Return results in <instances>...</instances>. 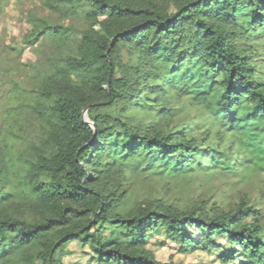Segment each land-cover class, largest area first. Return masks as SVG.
<instances>
[{
	"label": "trees",
	"instance_id": "obj_1",
	"mask_svg": "<svg viewBox=\"0 0 264 264\" xmlns=\"http://www.w3.org/2000/svg\"><path fill=\"white\" fill-rule=\"evenodd\" d=\"M38 1L86 28L28 20L54 55L0 134V264H64L72 243L96 264H182L155 237L264 264V0Z\"/></svg>",
	"mask_w": 264,
	"mask_h": 264
},
{
	"label": "rangeland",
	"instance_id": "obj_2",
	"mask_svg": "<svg viewBox=\"0 0 264 264\" xmlns=\"http://www.w3.org/2000/svg\"><path fill=\"white\" fill-rule=\"evenodd\" d=\"M31 14L46 18L51 25L72 27L73 38L81 42V33L86 26L79 21L65 20L47 11L38 0H0V134L4 129V121L11 106L32 105L36 95L39 74L46 68L48 60L54 55L52 40L44 38L36 44L28 45L25 37L29 34ZM20 116L23 126V136L28 140L35 139L41 132V124L29 114L25 107ZM20 127L15 125V132ZM140 187V188H139ZM158 183H137L134 189H142L144 193H157ZM175 192L169 194L174 197L182 196L176 190L182 189L184 198L194 191L185 185H176ZM172 190V191H173ZM163 193L162 191L158 192ZM181 193V191H180ZM149 249L154 252L158 261L162 263L182 264H219L217 256H209L201 251L192 254H180L178 247L164 241L163 237L152 239ZM64 264H96L92 259L91 249L72 243L60 252Z\"/></svg>",
	"mask_w": 264,
	"mask_h": 264
},
{
	"label": "water",
	"instance_id": "obj_3",
	"mask_svg": "<svg viewBox=\"0 0 264 264\" xmlns=\"http://www.w3.org/2000/svg\"><path fill=\"white\" fill-rule=\"evenodd\" d=\"M84 119L87 121L88 120V118L86 117V114L84 115Z\"/></svg>",
	"mask_w": 264,
	"mask_h": 264
}]
</instances>
